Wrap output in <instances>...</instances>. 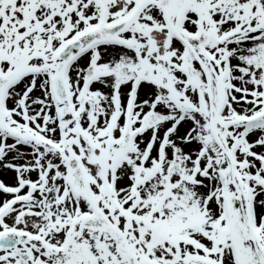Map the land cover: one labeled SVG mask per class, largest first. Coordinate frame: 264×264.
Listing matches in <instances>:
<instances>
[{"label": "snow or ice", "instance_id": "6c2138e0", "mask_svg": "<svg viewBox=\"0 0 264 264\" xmlns=\"http://www.w3.org/2000/svg\"><path fill=\"white\" fill-rule=\"evenodd\" d=\"M0 264H264V0H0Z\"/></svg>", "mask_w": 264, "mask_h": 264}]
</instances>
